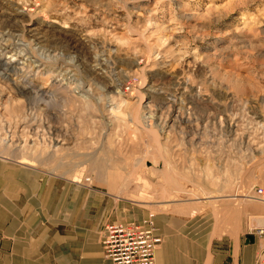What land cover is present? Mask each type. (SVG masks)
<instances>
[{
  "label": "rangeland",
  "instance_id": "374dc122",
  "mask_svg": "<svg viewBox=\"0 0 264 264\" xmlns=\"http://www.w3.org/2000/svg\"><path fill=\"white\" fill-rule=\"evenodd\" d=\"M0 9L2 43H31L32 57L25 71L16 56L0 60L9 78L0 155L93 190L107 174L117 204L202 217L213 237H235L236 224L238 236L264 229V0H0Z\"/></svg>",
  "mask_w": 264,
  "mask_h": 264
},
{
  "label": "crops",
  "instance_id": "0c3cea01",
  "mask_svg": "<svg viewBox=\"0 0 264 264\" xmlns=\"http://www.w3.org/2000/svg\"><path fill=\"white\" fill-rule=\"evenodd\" d=\"M24 163L0 155V264H113L102 243L105 225L135 219L142 224L147 217L162 241L156 264H256L264 254L259 229L238 236L243 228L236 224V238L213 237L202 217L175 210L139 215L117 204L104 185L107 174L93 190L81 182L44 179L40 169Z\"/></svg>",
  "mask_w": 264,
  "mask_h": 264
},
{
  "label": "built area",
  "instance_id": "2783aa9c",
  "mask_svg": "<svg viewBox=\"0 0 264 264\" xmlns=\"http://www.w3.org/2000/svg\"><path fill=\"white\" fill-rule=\"evenodd\" d=\"M263 189L258 190L262 193ZM102 233L105 257L113 264H156L155 251L162 243L154 234L151 218L142 224L133 221H117L107 223ZM264 233V229H260ZM256 264H264V256L259 257Z\"/></svg>",
  "mask_w": 264,
  "mask_h": 264
},
{
  "label": "bare ground",
  "instance_id": "6f19581e",
  "mask_svg": "<svg viewBox=\"0 0 264 264\" xmlns=\"http://www.w3.org/2000/svg\"><path fill=\"white\" fill-rule=\"evenodd\" d=\"M0 11H1V9H0ZM4 12H1L0 14H3ZM152 20H154V19H151L150 20V23L152 22ZM149 23V24H150ZM152 24V23H151ZM153 24H155V25H157L156 24V22H153ZM14 36V38L15 39H17V40H22L23 41V39L21 38V36H22V34H17V35H13ZM4 36H1L0 37V60L1 59H3V58H5V56H6V54H11V56L12 57H15V58H10V61L11 62H13L14 60H17V61H20L19 62V71L21 70V71H25V69H26V67L28 68H31L32 66H31V63H32V57L29 55V52L27 51V49H29V47L27 46V44H31V43H28L27 42V44L25 45V44H22L21 45V51H18V47H17V45L15 44V43H12V42H10V43H2V41H4ZM36 41H39V42H36ZM31 42H35V44H38V45H40V43L42 42L41 41V38H34L33 40H31ZM68 42H70V41H68ZM43 43V42H42ZM66 45L69 47V50L71 51H73V50H75L76 49V45H74V44H71V45H69V43L67 44L66 43ZM31 50V49H30ZM49 50H51V49H49ZM22 53V54H21ZM18 55V56H17ZM41 55V53H39L38 54V58L37 57H34L35 59H39V57H41L40 56ZM40 60V59H39ZM10 63H8V62H6V65L8 66ZM6 70V69H5ZM61 74V71L59 70L58 72H57V77H58V75H60ZM7 79H9L8 78V75H5V73L4 72H0V81H2V82H5ZM23 82V81H22ZM31 82H29V81H24L23 83H21L19 86L16 84V88L17 89H20L21 90V87L23 88V92L24 93H26L27 95H29L30 97H32L33 96V91H32V86H31ZM1 83H0V90H1ZM71 87V86H70ZM76 88L77 89H79V88H81V84H79L78 86H76ZM90 91L89 90H87V93H86V96H84L83 94L81 95V97H84V98H86L87 99V94L89 93ZM37 94H39V93H37L36 92V95ZM43 95V94H42ZM121 95H122V92L121 91H119L118 90V92H116V95H114L113 97H114V99H116V98H123V97H121ZM85 99V100H86ZM89 99V98H88ZM146 115H148L147 114V112H144V114L142 115L143 117H144V119L146 120V118H151V116L150 117H147ZM149 116V115H148ZM147 121V120H146ZM146 124H147V122H146ZM4 141H7L6 139H4ZM3 142V141H2ZM22 163H24L23 161H21ZM99 169H101V168H98V170ZM89 180V179H88ZM153 222V221H152ZM259 222H261V223H263L264 224V220H259ZM154 223V222H153ZM154 225V224H153ZM264 227V226H263Z\"/></svg>",
  "mask_w": 264,
  "mask_h": 264
}]
</instances>
